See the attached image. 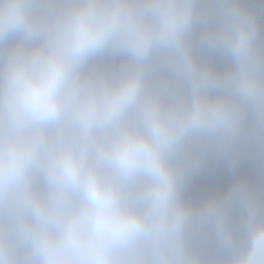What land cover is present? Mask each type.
<instances>
[{"label":"clouds","instance_id":"obj_1","mask_svg":"<svg viewBox=\"0 0 264 264\" xmlns=\"http://www.w3.org/2000/svg\"><path fill=\"white\" fill-rule=\"evenodd\" d=\"M0 264H264V0H0Z\"/></svg>","mask_w":264,"mask_h":264}]
</instances>
